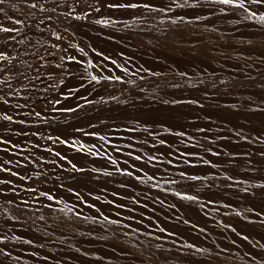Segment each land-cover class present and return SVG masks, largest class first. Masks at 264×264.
<instances>
[{
    "label": "rangeland",
    "instance_id": "1",
    "mask_svg": "<svg viewBox=\"0 0 264 264\" xmlns=\"http://www.w3.org/2000/svg\"><path fill=\"white\" fill-rule=\"evenodd\" d=\"M0 7V264H264V25L210 0Z\"/></svg>",
    "mask_w": 264,
    "mask_h": 264
},
{
    "label": "snow or ice",
    "instance_id": "2",
    "mask_svg": "<svg viewBox=\"0 0 264 264\" xmlns=\"http://www.w3.org/2000/svg\"><path fill=\"white\" fill-rule=\"evenodd\" d=\"M196 2L199 3L200 0H196ZM210 2L218 3V4H222V5H230V6H232L233 8L241 9V10H243L245 13H247V16L245 17L246 20H257V21H259V22L261 23V25H264V13H259V14H258L257 11L252 10L251 7H250L251 5L264 6V0H210ZM4 3H5V0H0V5H3ZM188 3H189V0H183V3H178L177 0H172V4H175L176 7H181V8H182V7H185L186 5H188ZM246 5H248V6H246ZM191 6H192V7H195L196 5H195V4H192ZM31 7L35 8V7H37V5H36L35 3H33V4L31 5ZM108 7H109V8H138V7H143V8L149 9V10H153V11H166V9L154 8V6L151 5V4L110 3V4H108ZM3 11H4V9H3L2 7H0V13H2ZM95 11H96V12H99V11H100L99 7H96V8H95ZM221 11H223V9H221ZM84 15L86 16V15H88V13H84ZM75 18H76V19H81L82 17L77 16V17H75ZM179 19H183V18H179ZM42 22H43V21H42ZM15 23L19 24V23H21V21L16 20ZM95 23H97V24H105V25H107L108 23H110V21H108V20H96ZM172 23H176V21L173 20ZM14 30H15V29H12V28L0 27V31L5 32V33H7V32H12V31H14ZM57 38L59 39V37H57ZM80 51L83 52L84 50H83V49H80ZM5 59H8V57H6L4 53L0 52V60H5ZM68 59L75 60V57H68ZM104 59L107 60L108 57H104ZM112 63H113V64H116V61L113 60ZM88 66H89V67H93L91 61H89V65H88ZM123 71H124V72H127L128 69H127V68H124ZM181 75H185V74L181 73ZM103 78H104V79H109V80H111V79H115L116 81H121V80H122V78H121L120 76H114V77H103ZM141 78H142V77H141ZM91 80H92V81H97V82H99L98 79H97V76H95V75H92V76H91ZM173 86H175V85H173ZM113 99H115V98H113ZM0 100H3V97H0ZM4 102L7 103V101H4ZM89 102H90V101H89ZM54 103L58 104V103H60V101H55ZM173 103H176V101H173ZM190 103H196V102H195V101H190ZM62 110H63V111H72V112H74L76 109H71V108H70V109H62ZM36 115H37V116H40V113H36ZM3 118L6 119V120H11V119H12L11 116H4ZM85 134L88 135L89 133H85ZM92 135H95V134L92 133ZM178 135H180V136H184L185 134H184V133H178ZM99 138H100L101 140L104 139L103 136H101V137H99ZM50 139H51V137H50ZM57 139H59V138H57ZM242 139H243V137H242ZM60 143H66V141L61 140ZM160 143H161V144H164L165 141L161 140ZM81 148H83V145H81ZM209 151H210V150H209ZM214 154H215V153H214ZM56 155L59 156L60 154H59V153H56ZM181 155H184V154L182 153ZM261 155L264 156V153H261ZM61 158L63 159V157H61ZM135 158H136L137 160L141 159V157H139V156H137V157H135ZM148 158H149V159H153L154 157L149 156ZM111 162H112L113 164L116 163L115 160H112ZM187 162H188V161H185V163H187ZM204 163H209V161H204ZM72 168L75 169L76 166L73 164V165H72ZM0 170L8 171V169H4V168H0ZM12 174H13V175H16V173H12ZM127 174H128V175H132V173H130V172L127 173ZM180 175L183 177L185 174H184V173H180ZM137 179H139V177H137ZM190 179H192V180H197V179H200V178H199V177H196V176H192V177H190ZM229 179H231V178L229 177ZM173 182L175 183V181H173ZM0 183H5V182H4V181H0ZM262 186H264V185H262ZM33 191H34V190H33ZM41 195H42V196H47V198H48L49 200L53 199V197L50 196V195H48L47 193H41ZM176 195L180 196L181 194H180L179 192H177ZM182 198H183V199H188V200H195V199H196L195 196H183ZM103 219H104L105 221H108V217H107V216H104ZM109 222L112 223V224H116V223H118V221H109ZM161 231H163V230L161 229ZM243 239L247 240L248 237L245 236V237H243ZM26 243H31V241H26ZM187 247L192 248V247H194V245H190V244H189V245H187ZM261 247L264 248V245H261ZM196 251H198V252H199V251H207V249H199V248H197ZM0 252H3V250L0 249ZM4 254H5V255H8V253H4Z\"/></svg>",
    "mask_w": 264,
    "mask_h": 264
},
{
    "label": "bare ground",
    "instance_id": "3",
    "mask_svg": "<svg viewBox=\"0 0 264 264\" xmlns=\"http://www.w3.org/2000/svg\"><path fill=\"white\" fill-rule=\"evenodd\" d=\"M50 2H51V1H50ZM66 13H67V12H66ZM41 27H42V26H41ZM111 27H112V26H111ZM131 29H132V28H131ZM146 30H147V29H146ZM146 32H147V31H146ZM187 38H188V37H187ZM223 43H224V42H223ZM65 58H66V57H65ZM39 68H40V67H39ZM9 70H10V69H9ZM26 77H27V76H26ZM4 88H8V87H4ZM5 90H6V89H5ZM23 99H24V98H23ZM9 103H10V102H9ZM6 105H7V104H6ZM6 105H5V106H6ZM3 106H4V105H3ZM13 106H14V105H13ZM9 109H10V108H9ZM4 149H5V148H4ZM71 149H72V148H71ZM5 152H6V151H5ZM6 153H7V152H6ZM77 165H78V164H77ZM75 172H76V171H75ZM246 175H247V174H246ZM79 176H80V175H79ZM83 177H84V176H83ZM90 177H91V176H90ZM86 178H87V176H86ZM84 179H85V178H84ZM3 185H4V184H3ZM7 185H8V184H7ZM62 190H63V189H62ZM66 190H67V188H66ZM68 190H69V189H68ZM63 191H64V190H63ZM75 192H76V191H75ZM6 193H7V192H6ZM10 193H11V192H10ZM1 194H2V193H1ZM3 194H4V192H3ZM55 194H56V193H55ZM5 195H6V194H5ZM11 196H12V195H11ZM1 197H2V196H1ZM9 197H10V196H9ZM13 197H14V196H13ZM61 197H62V196H61ZM61 197H60V198H61ZM69 198H70V197H69ZM15 199H16V198H15ZM15 199H14V200H15ZM15 201H16V200H15ZM17 201H18V200H17ZM8 203H9V202H8ZM25 207H26V206H25ZM23 209H24V208H23ZM27 209H28V208H27ZM41 209H42V208H41ZM36 210H37V209H36ZM218 215H219V214H218ZM9 219H10V218H9ZM73 219H74V218H73ZM10 221H11V220H10ZM17 223H19V222L17 221ZM17 223H16V224H17ZM45 223H46V222H45ZM45 223H44V224H45ZM16 224H15V225H16ZM24 224H25V223H24ZM24 224H23V225H24ZM54 224H55V223H54ZM17 226H18V225H17ZM25 226H26V225H25ZM25 226H24V227H25ZM21 227H22V226H21ZM24 227H23V228H24ZM23 228H22L21 230H23ZM19 232H20V231H19ZM66 233H67V232H66ZM131 236H132V235H131ZM52 240H53V239H52ZM144 240H145V239H144ZM10 241H11V240H10ZM133 241H134V240H133ZM46 242H47V241H46ZM47 243H48V242H47ZM5 244H6V243H5ZM231 245H232V244H231ZM236 248H237V247H236ZM128 262H129V261H128ZM1 263H2V262H1Z\"/></svg>",
    "mask_w": 264,
    "mask_h": 264
}]
</instances>
